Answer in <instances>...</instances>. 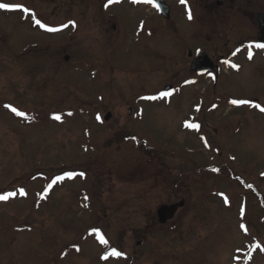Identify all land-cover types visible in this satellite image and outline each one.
Instances as JSON below:
<instances>
[{
    "label": "rangeland",
    "instance_id": "rangeland-1",
    "mask_svg": "<svg viewBox=\"0 0 264 264\" xmlns=\"http://www.w3.org/2000/svg\"><path fill=\"white\" fill-rule=\"evenodd\" d=\"M3 1L32 14L0 9V194L17 193L0 201V264H264V114L226 102L264 106V59L216 85L197 78L195 50L213 56L202 0L191 33L180 0L169 22L127 1ZM32 16L68 26L44 34ZM234 34L213 46L246 35ZM198 120L200 132L186 126ZM180 201L159 224V207ZM110 246L123 255L103 260Z\"/></svg>",
    "mask_w": 264,
    "mask_h": 264
},
{
    "label": "flooded vegetation",
    "instance_id": "flooded-vegetation-1",
    "mask_svg": "<svg viewBox=\"0 0 264 264\" xmlns=\"http://www.w3.org/2000/svg\"><path fill=\"white\" fill-rule=\"evenodd\" d=\"M110 0H107L109 2ZM146 0H139L137 2L138 7L141 6H147ZM106 2V3H107ZM131 0H127V3H130ZM264 0H202V5L205 11L204 17L207 19V22L203 23L205 24V31L207 35H210V41H211V47L213 52V56L210 58L209 53L203 48H197L194 52V57L196 55V52L201 49L205 50L204 52L207 54V56L211 59L209 61L213 64V71L208 72L203 75L196 74L195 76L197 78H205L209 80L210 83H213L214 85L217 84L220 74L223 71H231L233 73H240L244 67V63H253L257 58L264 59V48L257 47V45H261L260 43V33H261V21L264 22ZM165 3L169 5V10L164 9L163 11L168 12V16H164L163 14H159L161 19H164L166 21H171L174 14V6L170 3H168V0H165ZM16 4H22V3H16ZM64 4V3H63ZM23 5H26L25 2ZM105 6V5H104ZM178 6V5H176ZM178 7H184L186 11H188V20L190 25V33H191V22L200 23L201 18L197 14L196 8L193 5V2L191 0H186V3H181ZM189 11L191 12V19H189ZM159 12V11H158ZM83 14V11L80 12L79 20L81 19V15ZM238 17H244L248 19V22L246 26L240 30V27L242 28L243 25H238V22L236 18ZM79 20H76L77 22H80ZM110 20V19H109ZM114 24V23H113ZM117 24V23H116ZM116 24L113 25L114 29L117 26ZM120 25V24H119ZM212 25H217L218 28L212 30ZM143 21L139 20V24L137 26V31L135 30V34H139L138 38H135L136 41H140L141 35L143 31ZM255 27V29H254ZM247 28L254 29V34L249 36L246 34ZM195 30H193L194 34ZM234 32L238 33L239 35H245L241 40L232 41L234 45L229 49L226 50L221 48L220 46L218 48L213 46V43L216 41V43L223 40L224 36L227 33H231L233 35ZM241 32V33H240ZM206 36V35H205ZM230 38V37H229ZM138 39V40H137ZM227 45V43H225ZM209 51V48H208ZM38 53V52H37ZM66 60H69V56L66 55ZM232 65H237L238 67H233ZM227 98V104L229 105L230 109H238L236 106H231V98ZM236 99H242L250 102L252 101L253 104H259L261 107L262 103L257 98H247V97H241ZM241 108H245L248 110V112H255L256 114H264V111H259L257 107H254L251 103L244 104ZM199 121V125L203 128V122L201 120ZM51 258V256H49ZM49 264V262L45 263Z\"/></svg>",
    "mask_w": 264,
    "mask_h": 264
},
{
    "label": "snow or ice",
    "instance_id": "snow-or-ice-1",
    "mask_svg": "<svg viewBox=\"0 0 264 264\" xmlns=\"http://www.w3.org/2000/svg\"><path fill=\"white\" fill-rule=\"evenodd\" d=\"M111 2V0H110ZM133 2H138V0H133ZM147 2L149 3H153L155 4V6L157 8H159V4L155 3V0H147ZM181 3H186V0H180ZM0 9H3V10H6V11H21V12H24V13H29V14H32L30 9H28L26 6L22 5V4H15V3H5V2H2V0H0ZM189 19H191V12L189 11ZM35 23L37 25H39L40 27L42 28H45L46 30L48 31H58L59 29H55V28H49L47 25L41 23L40 20H35ZM72 24V26H75V22L72 21L70 22ZM68 25H64L63 27H67ZM257 47H262L264 48V44H261V45H257ZM233 67H238L237 65H232ZM163 95H168L167 93H164ZM149 99H155V97H149ZM233 104H236V105H241V104H250L251 102L250 101H246V100H233L232 101ZM254 107H257L259 108L261 111H264V107H261L259 104H254L253 105ZM7 107H9L11 109L12 112H14L16 115L18 116H22V117H25L27 118V114L24 113V112H21L19 111L17 108L11 106V105H7ZM55 119L59 120L61 119L60 116H55L54 117ZM187 127L189 128H194V129H199V125L198 124H194V123H187L186 124ZM213 171H218V169H213ZM76 174L75 173H72V172H69V173H66V176H61V177H56L55 180H53V184L56 183V182H59L65 178H74ZM81 176H83L84 174L83 173H80ZM49 188L52 187V184H49L48 186ZM19 194L20 195H26V192L23 190V189H20L19 190ZM17 195L16 192H6V193H3V194H0V201H7L9 200L10 198H13ZM226 199V197H225ZM245 231H247V228L245 227ZM93 232L97 235L98 239H99V242L101 244H104V245H108V240L105 238V236L100 232L99 229H94ZM257 247H259V245H257ZM79 249L77 248V251ZM123 255L122 252L118 251L116 248H111L110 251H108L106 253V255L104 256V259H108L109 257H116V258H119Z\"/></svg>",
    "mask_w": 264,
    "mask_h": 264
},
{
    "label": "water",
    "instance_id": "water-1",
    "mask_svg": "<svg viewBox=\"0 0 264 264\" xmlns=\"http://www.w3.org/2000/svg\"><path fill=\"white\" fill-rule=\"evenodd\" d=\"M161 1V0H158ZM168 16V15H167ZM261 23V33L260 40L264 41V22ZM212 68L211 63L207 60V56L202 52L192 63V69L195 71L203 72L202 69H210ZM111 117V114L106 115V119L108 120ZM184 205V201H180L179 203H175L172 205H163L158 209V219L160 223H166L169 218H172L179 207Z\"/></svg>",
    "mask_w": 264,
    "mask_h": 264
},
{
    "label": "trees",
    "instance_id": "trees-1",
    "mask_svg": "<svg viewBox=\"0 0 264 264\" xmlns=\"http://www.w3.org/2000/svg\"><path fill=\"white\" fill-rule=\"evenodd\" d=\"M102 175L105 177L106 179V182L108 183L109 181H112V179H110V176L109 175H106V173H102Z\"/></svg>",
    "mask_w": 264,
    "mask_h": 264
}]
</instances>
